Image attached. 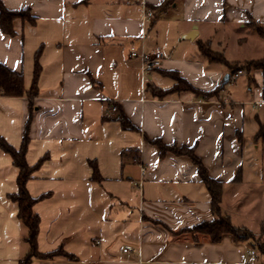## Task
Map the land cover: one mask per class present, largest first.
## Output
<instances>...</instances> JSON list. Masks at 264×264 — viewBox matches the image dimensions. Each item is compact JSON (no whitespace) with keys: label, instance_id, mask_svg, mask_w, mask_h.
Masks as SVG:
<instances>
[{"label":"crops","instance_id":"obj_1","mask_svg":"<svg viewBox=\"0 0 264 264\" xmlns=\"http://www.w3.org/2000/svg\"><path fill=\"white\" fill-rule=\"evenodd\" d=\"M2 1L10 10L30 7L37 23L15 20L14 37L0 30V62L23 73L27 91L39 49L42 71L33 99L0 95V136L20 149L31 119L26 160H45L27 188L34 198L48 195L34 206L39 251L63 246L78 259L33 264H251L250 243L229 234L215 243L170 232L216 216L192 160L161 158L152 141L194 147L209 175L225 183L221 211L233 222L226 198L239 185L264 182V144L255 141L264 124V71L239 75L235 81L247 77L242 92L226 86L209 99L187 90L159 97L148 86L173 89L170 72L202 91L220 86L230 70L209 63L200 44L225 57L231 47L247 51L256 34L247 24L264 27V0H176L162 13L152 8L164 0ZM154 51L164 54L163 65L148 72L131 56ZM112 101L118 114L109 111ZM240 173L241 182H232ZM18 176L0 148V264H19L30 251L19 206L9 198Z\"/></svg>","mask_w":264,"mask_h":264},{"label":"trees","instance_id":"obj_2","mask_svg":"<svg viewBox=\"0 0 264 264\" xmlns=\"http://www.w3.org/2000/svg\"><path fill=\"white\" fill-rule=\"evenodd\" d=\"M175 3L176 0H164L162 4L157 7H153L152 9L155 10L156 13H162L172 7ZM17 19H21L23 22L29 23L31 25H36L37 23V17L33 15L32 9L30 7L20 10H10L4 5L3 1L0 0L1 32L5 35L14 37L16 35L14 21ZM247 25L264 41V27L262 25L254 22L252 19ZM200 51L209 63L222 64L229 68L231 74L228 83H230L232 76L237 74L239 71H246L250 74L257 70L264 71V58L260 60H250L245 63L229 62L223 53L214 51L211 48L209 42L201 43ZM41 52L42 49H39L35 56L33 83L29 91L25 89L23 73L12 70L0 62V95L7 97L28 96L31 99L38 95V82L42 71L40 64ZM169 75L177 81V84L173 89L160 90L153 88L152 86H148V89L150 88L153 93L159 97H165L172 92L187 90L193 92L198 97L209 99L218 96L228 85V83L224 82L211 91H202L192 86L177 73L170 72ZM119 120L125 129H134L133 125L130 124L126 118L120 117ZM30 122L31 119H29L26 124L24 139L20 149L14 148L3 137L0 136V148L12 157L14 166L19 170V176L17 179L18 192L9 195V198L18 204V217L28 230V235L25 238V241L28 243L30 251L19 261V264H33L35 260H52L56 257H65L70 261H77L78 259L74 255L66 252L63 246H60L57 250L49 253H42L39 251L38 236L40 233V217L34 212V206L40 200L48 197V195L34 198L31 196L27 188V184L32 178L33 173L45 160V158H43L35 166H30L26 160V154L29 145ZM255 141L257 143L261 141L264 144L263 123H260L259 131L255 136ZM152 143L158 146L161 158L166 156L168 153H172L177 156H188L192 160L194 165H196L198 168L202 183H204L210 194L212 213L216 216L211 221H203L199 224L184 228L179 231L170 230L174 236L191 235L194 241L207 239L215 243L220 242L223 236L226 234L231 235L236 242L250 243V240H254L256 237L255 233L250 231L248 228L234 225L229 215L222 214L221 203L225 183L218 181L209 175L207 167L203 163L202 159L196 154L194 147L166 145L160 139L153 140ZM92 165L94 170L93 179L95 181H100L101 176L99 174L98 168L95 164ZM232 182H241V173ZM258 237L263 241L259 240L253 245L250 243V248L256 250L258 256L262 258L264 257V225L262 226L261 233Z\"/></svg>","mask_w":264,"mask_h":264},{"label":"rangeland","instance_id":"obj_3","mask_svg":"<svg viewBox=\"0 0 264 264\" xmlns=\"http://www.w3.org/2000/svg\"><path fill=\"white\" fill-rule=\"evenodd\" d=\"M264 45V41L257 35H254V39L251 40L249 49L242 51L231 47L226 54V57L240 58L249 57L251 60H259L264 58V53L260 49ZM248 52V54L246 53ZM246 72V71H244ZM247 77L242 76L237 81L231 82L227 85L228 90L242 92L244 82L246 83ZM235 195L226 198V205L228 206L229 213L232 215L233 224L238 227L248 228L250 231L256 234L254 240H250L253 245L259 240V234L261 233L262 226L264 225V182L259 185L250 186H237L235 188ZM264 239V237H263ZM264 257L260 258L259 261L263 262Z\"/></svg>","mask_w":264,"mask_h":264},{"label":"built area","instance_id":"obj_4","mask_svg":"<svg viewBox=\"0 0 264 264\" xmlns=\"http://www.w3.org/2000/svg\"><path fill=\"white\" fill-rule=\"evenodd\" d=\"M145 18L146 19L149 18L148 13L146 14ZM131 56L134 58H140L143 61V70L145 72L161 68L163 65V61H164V54L161 51H154L152 53L142 52L140 54H138L137 52H132ZM243 73H244V71H239L236 75H234L231 78V82H234L236 80V78ZM258 106L262 107L263 104H259ZM109 111L112 115L119 113V107L115 101H112L110 103ZM145 172H146V169L144 166H142L141 167L142 180H141L140 186L143 185V179L145 176ZM123 251H124V253H130V252H132V248L126 247ZM248 256L250 257V263L251 264H262L259 261V256H258V253L256 250H254L252 248L249 249L248 250Z\"/></svg>","mask_w":264,"mask_h":264},{"label":"water","instance_id":"obj_5","mask_svg":"<svg viewBox=\"0 0 264 264\" xmlns=\"http://www.w3.org/2000/svg\"><path fill=\"white\" fill-rule=\"evenodd\" d=\"M229 78H230V74H227V75L225 76V78H224V82H225V83H228Z\"/></svg>","mask_w":264,"mask_h":264}]
</instances>
